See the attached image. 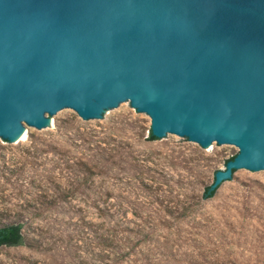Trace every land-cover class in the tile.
Here are the masks:
<instances>
[{
    "label": "water",
    "instance_id": "obj_1",
    "mask_svg": "<svg viewBox=\"0 0 264 264\" xmlns=\"http://www.w3.org/2000/svg\"><path fill=\"white\" fill-rule=\"evenodd\" d=\"M125 102L158 139L240 151L212 189L264 175V0H0V138Z\"/></svg>",
    "mask_w": 264,
    "mask_h": 264
},
{
    "label": "rangeland",
    "instance_id": "obj_2",
    "mask_svg": "<svg viewBox=\"0 0 264 264\" xmlns=\"http://www.w3.org/2000/svg\"><path fill=\"white\" fill-rule=\"evenodd\" d=\"M150 130L125 102L93 125L65 110L0 138V226L27 237L0 264H264V175L205 199L240 151Z\"/></svg>",
    "mask_w": 264,
    "mask_h": 264
},
{
    "label": "trees",
    "instance_id": "obj_3",
    "mask_svg": "<svg viewBox=\"0 0 264 264\" xmlns=\"http://www.w3.org/2000/svg\"><path fill=\"white\" fill-rule=\"evenodd\" d=\"M150 140H158L153 134L152 130H150V135H149ZM235 157L229 159L226 164L229 161L234 160ZM236 172V170L233 171V175ZM212 186L208 187L205 194L204 198L205 199H212L216 196L217 191L219 187L216 189H212ZM24 226L19 223H10L6 225L0 226V248L3 247H19V246H24L27 243V237L24 233L23 230Z\"/></svg>",
    "mask_w": 264,
    "mask_h": 264
},
{
    "label": "bare ground",
    "instance_id": "obj_4",
    "mask_svg": "<svg viewBox=\"0 0 264 264\" xmlns=\"http://www.w3.org/2000/svg\"><path fill=\"white\" fill-rule=\"evenodd\" d=\"M26 137H24L23 139H25Z\"/></svg>",
    "mask_w": 264,
    "mask_h": 264
}]
</instances>
